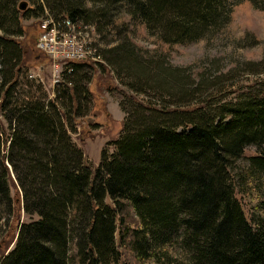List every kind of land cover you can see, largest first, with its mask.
Here are the masks:
<instances>
[{"label": "trees", "instance_id": "trees-1", "mask_svg": "<svg viewBox=\"0 0 264 264\" xmlns=\"http://www.w3.org/2000/svg\"><path fill=\"white\" fill-rule=\"evenodd\" d=\"M27 2L30 7L21 8V0H0L3 63L12 65L20 58L19 44L10 35L21 31V18L47 6L56 20L67 17L75 27L83 22L95 25L99 33L120 36L124 31L110 49L113 63L135 77L136 86L160 81L168 90L176 88L175 95L173 90L167 94L179 100L170 109L133 105V118L126 117L114 151L103 152L92 176L69 134L72 114L80 111L72 102L85 90L83 76L76 72L91 63H74L67 71L70 80L75 77L73 96L66 95L68 105L57 95L46 102L17 101L7 114L11 135L6 153L0 137V220L9 210L1 206L12 203L5 160L23 190L25 210L38 218L21 225L0 264H120L124 246L137 260L158 264H264V197L258 205L261 215L250 221L235 195L233 177L248 145L258 148V154L249 156L248 177H264V81L233 101L200 100L184 106L181 102L195 98L184 87L189 75L169 72L158 54L138 57L131 37L133 29L156 28L164 43H189L223 21L225 1ZM98 41L94 37L96 46ZM163 74L172 78L170 85ZM0 79L2 88L8 80ZM203 84L199 79L192 91ZM131 211L135 225L126 226ZM169 247L175 250L171 253Z\"/></svg>", "mask_w": 264, "mask_h": 264}, {"label": "rangeland", "instance_id": "rangeland-1", "mask_svg": "<svg viewBox=\"0 0 264 264\" xmlns=\"http://www.w3.org/2000/svg\"><path fill=\"white\" fill-rule=\"evenodd\" d=\"M224 1L228 10L223 21L210 30L206 29L189 43H164L166 40L162 31L156 28L133 29L131 33L132 41L139 52L138 57L141 53L151 56L158 54L157 60L162 61L164 67L169 68V72H176L178 77L182 76V73L189 75V83L184 87L196 96H193L195 98L189 104L181 102L184 106L200 100L233 101L241 91L250 90L253 85L264 81V0ZM27 4L30 7L28 2ZM47 12L50 13L49 8L44 6L43 11L37 10L33 16L21 18V31L10 35L19 44V59L11 65L3 63V58L0 57V78L8 80L0 88V137L3 153L8 150L11 135L7 114L11 115L17 101L46 102L53 100L57 95L60 101H65L68 105L67 93L73 96V88L70 87L75 85V77L70 80V76L68 78L66 75L67 70L64 74L52 75L49 66L51 57L36 48V38L42 28L41 21ZM67 26L71 28L72 38H82L93 45L96 44L93 43L94 37L97 41L99 39L97 46L99 52H103L101 62L91 63L76 72L83 76L81 85L85 90L84 93L79 90L81 98L72 102L74 108L79 105L80 111L77 116L72 114L74 128L69 130L72 141L82 151L84 163L90 166L92 176L103 152L114 151L113 143L123 132L126 117L131 116L133 105L148 103L170 109V106L178 105L179 98L171 95H175L176 88L169 89L173 91L167 94L168 87L164 84L162 87L160 81H145L143 85L136 86L133 79L135 77H130L126 70H121L113 63L115 59L110 54V49L119 43L121 36L123 38L124 31L119 36L115 31L99 33L96 28L92 29L93 27L81 30L80 24L75 27L70 21H67ZM2 33L0 30V34ZM144 49L148 52H144ZM138 59L140 61V58ZM14 75L15 79L12 80ZM161 77L167 80L169 85L173 81L164 74ZM201 78L206 84L192 91ZM10 86L13 87L11 97L6 98V91ZM257 150L254 145L246 146L244 156L237 160L233 172L235 195L250 221L261 215L258 205L264 197V177H248L249 156L258 154ZM5 164L9 169L12 203L10 208L1 206L9 210L4 211L5 216L0 220V260L13 248L21 225L38 218L34 212L25 210L23 190L15 178L11 164L7 160ZM130 214L133 216L132 211ZM133 221L134 216L128 219L125 225L134 226ZM173 250L175 249L169 247L171 253ZM122 254L120 264H158L154 259L137 260L125 246ZM176 254L180 255V249H177Z\"/></svg>", "mask_w": 264, "mask_h": 264}, {"label": "built area", "instance_id": "built-area-1", "mask_svg": "<svg viewBox=\"0 0 264 264\" xmlns=\"http://www.w3.org/2000/svg\"><path fill=\"white\" fill-rule=\"evenodd\" d=\"M41 27L37 47L51 57L55 73H60L62 65L69 61H78L82 58H90V61H100L102 59L96 45L82 40V38H72L71 28L67 26V17L60 21L47 13L42 19ZM80 28L81 30L82 28L95 30L96 27L93 24L80 22Z\"/></svg>", "mask_w": 264, "mask_h": 264}, {"label": "water", "instance_id": "water-1", "mask_svg": "<svg viewBox=\"0 0 264 264\" xmlns=\"http://www.w3.org/2000/svg\"><path fill=\"white\" fill-rule=\"evenodd\" d=\"M27 6V2H25V1H22V3H21V8H25Z\"/></svg>", "mask_w": 264, "mask_h": 264}, {"label": "bare ground", "instance_id": "bare-ground-1", "mask_svg": "<svg viewBox=\"0 0 264 264\" xmlns=\"http://www.w3.org/2000/svg\"><path fill=\"white\" fill-rule=\"evenodd\" d=\"M82 60H90V58H82Z\"/></svg>", "mask_w": 264, "mask_h": 264}]
</instances>
